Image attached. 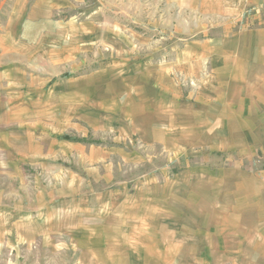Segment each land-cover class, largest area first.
I'll list each match as a JSON object with an SVG mask.
<instances>
[{
	"label": "crops",
	"instance_id": "0c3cea01",
	"mask_svg": "<svg viewBox=\"0 0 264 264\" xmlns=\"http://www.w3.org/2000/svg\"><path fill=\"white\" fill-rule=\"evenodd\" d=\"M78 1L12 0L0 34V248L59 237V203L31 171L107 184L119 160L152 168L138 192L121 186L120 211L65 230L73 244L103 245L104 264H264V0H152L194 30L178 50L74 73L86 45L115 43L106 22L60 19ZM22 179L40 196H17Z\"/></svg>",
	"mask_w": 264,
	"mask_h": 264
},
{
	"label": "rangeland",
	"instance_id": "374dc122",
	"mask_svg": "<svg viewBox=\"0 0 264 264\" xmlns=\"http://www.w3.org/2000/svg\"><path fill=\"white\" fill-rule=\"evenodd\" d=\"M105 1L79 0L74 3L71 10L66 8L63 13H59L60 19L64 20L72 18L81 21L89 19L101 24L106 22L109 25L108 29L102 27L98 31L99 36L106 35L107 37L108 35L107 38L115 42L112 44V48L101 42L96 43L94 47L86 45L87 48L81 52L79 57L81 64L74 73H83L103 65L105 62L115 60L114 58H117L120 52L133 56L150 53L154 57L171 53L173 50H178L182 42L193 35L192 31L194 30H184L179 27L177 22H174L175 14L171 16L172 21H169L162 12L161 17L152 13V0ZM11 9L12 0H0V34L7 29L6 26L14 18ZM19 31H22L23 34L33 32L30 28ZM200 35L202 33H196L195 37ZM68 75V71L60 74L61 77ZM102 137L75 134L71 137L64 135L63 139L79 142L85 148L105 145L106 142L113 143L112 140L105 141ZM61 161L59 158V165ZM114 165H117L116 170L113 169L107 184L100 178L101 172L89 171L87 173L81 169L75 172L69 170L66 173L64 171L67 169L65 164V168L59 166L58 178H55L52 172H37V169L31 171V175L36 177L37 185L44 189L48 188L47 191L51 192L54 200L59 203V237L43 239L34 237L31 243L19 242L15 249L0 248V264H104L103 245L97 253L91 254L86 249V242L82 244L81 241V246L75 245L72 239L64 233L65 230H71L72 226L82 227L83 225L102 223L111 208L112 212L120 211L117 207L120 201L119 191L123 190L121 186L128 188L131 192H138L140 180L152 168L149 164H125L119 160H115ZM96 169L98 170V168ZM2 175H0V183L3 185ZM74 175L75 178H73ZM24 185V179L21 182H16L17 196L38 197V190L30 187L33 185L32 181L27 183L29 186L27 190L24 189ZM31 207L36 208L37 206L31 205ZM70 208H75L77 211L67 216L66 214L70 213L67 212V209ZM79 215L80 220L77 224L75 219ZM63 217L65 218L64 222ZM179 263L178 261L177 264Z\"/></svg>",
	"mask_w": 264,
	"mask_h": 264
}]
</instances>
